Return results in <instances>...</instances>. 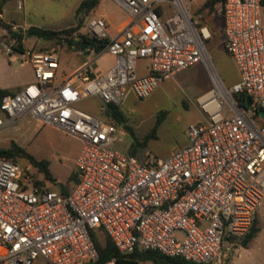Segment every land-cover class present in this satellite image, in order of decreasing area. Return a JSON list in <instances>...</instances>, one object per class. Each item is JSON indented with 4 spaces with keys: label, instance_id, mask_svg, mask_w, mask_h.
<instances>
[{
    "label": "built area",
    "instance_id": "obj_1",
    "mask_svg": "<svg viewBox=\"0 0 264 264\" xmlns=\"http://www.w3.org/2000/svg\"><path fill=\"white\" fill-rule=\"evenodd\" d=\"M119 1L125 24L111 32L103 16L90 17L86 32L107 42L99 52L90 44L80 50L96 56L60 81L54 48L4 45L9 56L31 66L34 81L14 93L0 92V130L28 115L78 138L82 147L77 181L65 192L34 185L28 168L0 156V264L93 263L96 230L119 254L152 250L222 264L224 250L243 240L264 201L260 0H223L217 7L223 45L239 73L231 87L214 71L206 48L212 33L192 13L191 0ZM104 52L114 62L96 71L93 62ZM140 60L147 61L145 74L139 73ZM198 62L214 83L201 96H211L198 98L202 120L189 123L186 143L165 157L145 154L139 160L121 153L113 146L120 139L117 126L75 107L97 97L103 113L129 91L146 97L159 82ZM235 93L247 94L252 108L239 105Z\"/></svg>",
    "mask_w": 264,
    "mask_h": 264
},
{
    "label": "rangeland",
    "instance_id": "obj_2",
    "mask_svg": "<svg viewBox=\"0 0 264 264\" xmlns=\"http://www.w3.org/2000/svg\"><path fill=\"white\" fill-rule=\"evenodd\" d=\"M80 1H0V70L3 75L13 78L14 81L33 78V71L29 64L21 65L20 60H11L12 57L4 51V45L14 42L9 38V28L5 24H8L11 30L21 32L29 26L43 28L68 26L74 19L75 10ZM18 2H20V8H17ZM204 2L205 0H191V10L202 24L213 29L212 37L206 42V48L215 73L226 87H231L238 80L239 73L223 45V26L221 20H218L221 15L217 11L219 4H215L213 11L210 12L208 8H202ZM99 15H103L111 23L112 31H114L120 21L126 17V12L114 0H99L98 4L85 15L83 27L79 32L85 33L86 21L90 17ZM260 18L264 25V5L260 6ZM21 44L26 48L56 50L58 68L55 82L73 75L82 64L96 56L95 51L91 53L92 55L88 52L82 53L73 42L57 43L56 40L24 37ZM113 62V56L104 52L97 56L93 67L96 71H105ZM143 63L145 62L139 61L140 72L143 70ZM213 87L214 83L208 68L203 62H198L159 82L146 97L138 98L129 91L119 105L124 114V120L120 123L113 122L118 128L120 137L113 146L121 153L133 155L139 160L145 154L155 157L167 156L174 148L186 143L188 124L202 120L198 98ZM99 106L97 97H89L75 104L78 110L103 118L106 115L105 112L102 113ZM11 141L35 158L48 162L54 181L44 180V187L59 190L60 186L70 187L74 182L69 177L76 172L75 160L82 147V142L78 138L48 124H41L25 115L15 125L0 130V148L8 147ZM18 163L21 167L28 168L32 181L43 179L42 173L38 172L26 159L18 158ZM255 218L258 231L248 245H232L224 250L227 259H233L235 264H264V201L257 207ZM94 234L99 243L104 241L103 232L96 230ZM175 235L181 237L180 233ZM139 264H154V262L141 260Z\"/></svg>",
    "mask_w": 264,
    "mask_h": 264
},
{
    "label": "trees",
    "instance_id": "obj_3",
    "mask_svg": "<svg viewBox=\"0 0 264 264\" xmlns=\"http://www.w3.org/2000/svg\"><path fill=\"white\" fill-rule=\"evenodd\" d=\"M1 2L6 0H0ZM99 0H81L78 4L73 21L68 26L62 27H53V28H43L37 26H29L26 28L24 32L11 30L8 24H5L7 28H9V38L12 41L18 42V47L21 48V41L24 37H33L36 39H43V40H56L57 43L60 41H66L68 43H75L77 49H79V43L81 41L89 42L90 46L93 47L97 52L102 50L105 43L107 42L106 39L103 40H96L95 38L91 37L87 32L82 33L79 32L80 28L83 27V19L85 15L92 10L97 4ZM223 0H205L203 3L202 8H208L211 12L213 11L215 4H221ZM260 5H264V0H260ZM219 21L221 20L222 26L223 21L222 17H218ZM217 20V18H216ZM4 25V24H3ZM211 33L213 29H210ZM77 39V40H76ZM0 92L3 93L2 90ZM235 98L238 101V104L241 106L246 105V99L248 97L245 93H235ZM105 119L110 122L120 123L124 120V114L122 113L121 109L118 105L109 104L105 110ZM0 156H4L7 159L13 160L18 162V158L26 159L32 166H34L38 172L42 173L43 179L41 180H34L33 184L37 186H43L44 180L47 181H54L53 176L49 171V164L44 159H37L32 154L27 152L24 148L17 145L14 141H11L10 145L6 148H0ZM70 180L77 181L76 172L70 175ZM256 218L254 217L251 228L246 236L241 241L242 246H247L251 239L255 236L258 231V227L256 226ZM92 238L98 250V260L93 263L87 264H101L105 260L115 257L117 260V264H138L141 260H151L156 264H196L192 262L185 261L180 258L176 257H168L162 255L158 251H140V252H133L130 254H119L116 247L112 243L111 239L104 234V241L99 243L96 240L95 234L92 232Z\"/></svg>",
    "mask_w": 264,
    "mask_h": 264
},
{
    "label": "crops",
    "instance_id": "obj_4",
    "mask_svg": "<svg viewBox=\"0 0 264 264\" xmlns=\"http://www.w3.org/2000/svg\"><path fill=\"white\" fill-rule=\"evenodd\" d=\"M125 12H126V9H125V7L123 6V4L119 1V0H114ZM19 3V2H18ZM21 7V6H20ZM19 6H18V4H17V8H20ZM99 16H103V15H99ZM0 17H1V14H0ZM104 17V16H103ZM105 18V17H104ZM106 19V18H105ZM107 21V20H106ZM127 21V12H126V17L122 20V21H120V23L115 27L116 29L117 28H120L122 25H124L125 24V22ZM107 23L109 24V27H110V30H111V32H115V30L116 29H114V31H112L113 30V26L111 25V23L110 22H108L107 21ZM79 51H80V49H78ZM83 53V52H82ZM10 57H12V56H10ZM11 60H18V59H16V58H14V57H12L11 58ZM143 62H145V63H143L142 64V71L140 72V70H139V73L140 74H145V73H147V69H146V66H147V61H145V60H142ZM20 64L22 65L23 63H21L20 62ZM93 64H94V62H93ZM239 79V78H238ZM34 81V75H33V78H28V79H26V80H21V81H14V79L13 78H11V77H9V78H7V77H5L4 75H3V72L0 70V90H2L3 92H9V93H14V92H17V91H19V90H21L26 84H28V83H31V82H33ZM238 81V80H237ZM236 81V82H237ZM11 89H15V90H11ZM210 90V89H209ZM209 90H207V91H209ZM207 91H205V92H207ZM204 92V93H205ZM73 184V183H72ZM71 184V185H72ZM69 187H64V186H60V189L58 190V191H61V192H65L67 189H68ZM256 214V213H255ZM255 217V216H254ZM236 245H241V243H238V244H235L234 246H236ZM239 257V254L237 255V258ZM227 260H229L230 261V263H228L229 261H227ZM235 264V261H233V259H231V258H229V259H227V257H226V255H225V257L223 258V260H222V264ZM139 264V263H138ZM154 264H156V263H154Z\"/></svg>",
    "mask_w": 264,
    "mask_h": 264
},
{
    "label": "water",
    "instance_id": "obj_5",
    "mask_svg": "<svg viewBox=\"0 0 264 264\" xmlns=\"http://www.w3.org/2000/svg\"><path fill=\"white\" fill-rule=\"evenodd\" d=\"M89 45V42H84V41H81L79 43V49L80 50H84L85 47H87ZM246 105L249 107V108H252V105H251V98L250 97H247L246 99ZM261 115H264V111L261 112Z\"/></svg>",
    "mask_w": 264,
    "mask_h": 264
},
{
    "label": "bare ground",
    "instance_id": "obj_6",
    "mask_svg": "<svg viewBox=\"0 0 264 264\" xmlns=\"http://www.w3.org/2000/svg\"><path fill=\"white\" fill-rule=\"evenodd\" d=\"M209 96H211V93H209V94H207V95H205V96H201V97H199V101H200V100H203V99H205V98H207V97H209Z\"/></svg>",
    "mask_w": 264,
    "mask_h": 264
}]
</instances>
